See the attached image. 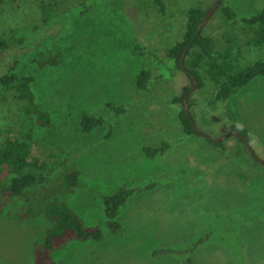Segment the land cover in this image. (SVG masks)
Listing matches in <instances>:
<instances>
[{"label": "rangeland", "instance_id": "1", "mask_svg": "<svg viewBox=\"0 0 264 264\" xmlns=\"http://www.w3.org/2000/svg\"><path fill=\"white\" fill-rule=\"evenodd\" d=\"M78 0H5L0 5V32L12 39L0 51V75L13 69L35 78L33 90L39 106L50 113L51 125L42 126L27 114L0 85L3 138L30 134L32 154L54 174L47 189L35 199L15 198L0 209V264H34V245L41 242L51 223L37 213L21 220L36 198L66 201L86 221L104 230L101 241H73L55 253L56 264H185L184 257L153 256L160 247H185L211 232L195 254L197 264H264V76L255 77L230 99L210 105L214 87L202 86L179 71L135 88L136 75L153 68L134 52L145 44L166 57L169 46L185 31L184 10L200 5L210 9L218 0H166L165 14L153 0H106L84 15L68 17L67 4ZM238 17L250 16L264 0H229ZM70 2V3H68ZM47 5L43 11L41 6ZM219 5L204 24V32L219 45L235 36L238 46L244 30L228 22ZM236 46V45H235ZM237 47V46H236ZM240 64L264 56V49L241 46ZM59 53L58 65L40 66L38 60ZM197 128L224 139L226 149L215 147L206 136H188L179 121L182 102ZM109 102L130 103L115 115ZM103 115L102 126L85 131L81 113ZM239 123L253 132L250 142L257 160L237 134ZM163 139L173 142L163 156L149 158L144 146ZM80 172L73 192L54 191L66 172ZM161 182L133 195L120 212L121 229L107 225L103 196L122 184Z\"/></svg>", "mask_w": 264, "mask_h": 264}, {"label": "trees", "instance_id": "2", "mask_svg": "<svg viewBox=\"0 0 264 264\" xmlns=\"http://www.w3.org/2000/svg\"><path fill=\"white\" fill-rule=\"evenodd\" d=\"M106 0H78L68 2V17H75L89 13L101 7ZM5 0H0V5ZM63 0H57V5ZM158 12L165 14L167 11L166 0H153ZM217 3V2H216ZM223 17L230 23L242 27L244 35L237 44L235 36L224 37L225 44L219 45L215 37L204 32V24L200 27L209 9L205 10L200 5L191 6L184 10L186 26L182 37L168 47L167 56L162 57L145 44H137L134 52L144 56L154 64L153 68H143L135 78V88L148 90L151 85L160 79H167L166 71H171V76L176 77L179 71L185 72L190 78L193 76L202 84V78H206L213 84L214 92L208 103L224 102L230 99L240 89L249 84L255 77L264 76V56L258 57L245 64H240L242 56L241 46L247 48L264 49V6L250 16L238 17L237 11L229 0H222L220 4ZM47 5L41 6L42 10ZM12 39L0 32V51L11 48ZM237 47H236V46ZM59 53L49 52L38 60L40 66L58 65ZM35 81L32 75H21L13 69L0 75V85L8 96L19 105H22L27 114L34 115L38 124L51 125L50 113L44 111L38 104L36 93L33 90ZM184 95H177L173 102H182L184 107L179 112V121L186 135L201 136L197 128L196 118L186 108L185 96L191 89L186 87ZM130 103L109 102L108 107L115 115L123 114L128 110ZM81 125L83 130L91 131L102 126L105 122L103 115L90 112L81 113ZM233 130H239L238 137L245 143L252 141L253 132L242 124L234 123ZM242 135L244 139L240 137ZM25 138H3V126L0 119V209L3 210L15 198L31 201L33 194L39 189H47V182L54 174L40 157L32 154L30 134ZM208 142L215 147L226 149L224 139L206 137ZM173 146L169 139H163L155 144L143 147L142 153L149 158L165 155ZM248 146V145H247ZM253 155V154H252ZM257 160V158L253 155ZM80 172L70 170L54 191L73 192L79 185ZM161 182H153L144 185L129 186L120 185L113 192L103 196L104 213L107 217V225L113 233L121 229L119 219L121 209L135 194L151 190ZM37 209L31 205L26 211L19 214L21 220L35 217L37 213L51 223L45 232L41 242L34 245V264H56L55 253L63 249L73 241H101L104 238V230L100 225L87 224L84 218L66 201L44 197L36 198ZM211 238V232H207L200 238L193 240L185 247H160L153 251V256L175 255L184 257L185 264H197L195 254L197 250Z\"/></svg>", "mask_w": 264, "mask_h": 264}, {"label": "water", "instance_id": "3", "mask_svg": "<svg viewBox=\"0 0 264 264\" xmlns=\"http://www.w3.org/2000/svg\"><path fill=\"white\" fill-rule=\"evenodd\" d=\"M221 2H222V0H218L217 3H216L214 6H212V7L208 10V12H207V14H206L204 20L202 21L200 27H201L203 24H205V22L210 18V16H211V14L213 13V11H214V10H215V9L221 4ZM193 79H194V86H193V87H195V86L197 85V79H196L195 76H193ZM185 104H186V108H187V107H188V94L185 96ZM233 133L239 135V130H234ZM201 134H203V135L206 136V137H210V135H208L207 133H203L202 131H201ZM229 135H230V134L224 135V136H222V137H220V138H218V139H219V140H220V139H225V138H227ZM240 137H241L242 139H244V137H243L242 135H240ZM246 143H247V145H248L250 151L252 152V154L255 156L254 151H253V149H252V147H251L250 141L247 140ZM255 157H256V156H255ZM256 158H257V157H256ZM257 159H258V158H257ZM258 160H259L260 162L264 163L263 160H261V159H258Z\"/></svg>", "mask_w": 264, "mask_h": 264}]
</instances>
